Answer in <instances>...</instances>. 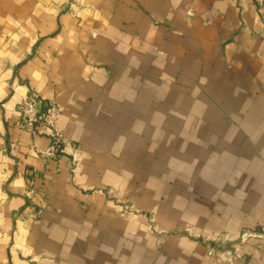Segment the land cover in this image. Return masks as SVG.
Instances as JSON below:
<instances>
[{
	"label": "crops",
	"instance_id": "1",
	"mask_svg": "<svg viewBox=\"0 0 264 264\" xmlns=\"http://www.w3.org/2000/svg\"><path fill=\"white\" fill-rule=\"evenodd\" d=\"M0 264H264V1L0 0Z\"/></svg>",
	"mask_w": 264,
	"mask_h": 264
},
{
	"label": "built area",
	"instance_id": "2",
	"mask_svg": "<svg viewBox=\"0 0 264 264\" xmlns=\"http://www.w3.org/2000/svg\"><path fill=\"white\" fill-rule=\"evenodd\" d=\"M19 112L20 118L15 125L17 129L35 133L38 127H44L50 135L51 144L48 149H32L45 160L59 158L67 145V139L59 126L60 106L55 102L45 101L39 94L31 93L23 99ZM29 193L31 194L32 190Z\"/></svg>",
	"mask_w": 264,
	"mask_h": 264
}]
</instances>
